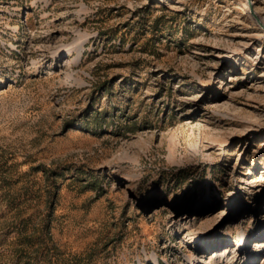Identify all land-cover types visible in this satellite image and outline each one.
Returning a JSON list of instances; mask_svg holds the SVG:
<instances>
[{
  "label": "rangeland",
  "instance_id": "rangeland-1",
  "mask_svg": "<svg viewBox=\"0 0 264 264\" xmlns=\"http://www.w3.org/2000/svg\"><path fill=\"white\" fill-rule=\"evenodd\" d=\"M0 264H264V0H0Z\"/></svg>",
  "mask_w": 264,
  "mask_h": 264
},
{
  "label": "bare ground",
  "instance_id": "bare-ground-1",
  "mask_svg": "<svg viewBox=\"0 0 264 264\" xmlns=\"http://www.w3.org/2000/svg\"><path fill=\"white\" fill-rule=\"evenodd\" d=\"M235 242V244H237V245H239V246H243V248H244V240L243 239H237V240H235L234 241ZM256 247H261L262 246V244L261 243H259V242H257L256 243V245H255ZM255 247V248H256ZM241 247H237V249H239V251L238 252H242V249H240ZM198 261V260H197Z\"/></svg>",
  "mask_w": 264,
  "mask_h": 264
}]
</instances>
